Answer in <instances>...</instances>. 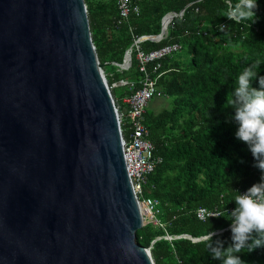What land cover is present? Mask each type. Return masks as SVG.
Returning a JSON list of instances; mask_svg holds the SVG:
<instances>
[{"label":"water","instance_id":"water-1","mask_svg":"<svg viewBox=\"0 0 264 264\" xmlns=\"http://www.w3.org/2000/svg\"><path fill=\"white\" fill-rule=\"evenodd\" d=\"M107 64L84 0H0V264H155Z\"/></svg>","mask_w":264,"mask_h":264},{"label":"trees","instance_id":"trees-1","mask_svg":"<svg viewBox=\"0 0 264 264\" xmlns=\"http://www.w3.org/2000/svg\"><path fill=\"white\" fill-rule=\"evenodd\" d=\"M84 1L98 59L109 62L104 67L109 86L120 79L134 81L132 88L129 84L110 88L116 105H123V96L140 86L135 51L128 69L116 64L123 61L133 35L158 33L166 12L184 9L164 39L140 43L145 51L174 42L181 49L160 59L154 73L168 106L146 110L144 117L154 153L162 160L147 175L142 190L144 196L159 200L157 218L163 226L147 220L136 239L150 249L155 264H221L201 237L215 231L213 239L227 247L231 221L227 215L206 221L196 212L200 207L230 212L236 206L234 190L242 193L264 175L254 167L247 145L235 137L234 110L228 105L235 78L244 67L258 64V76H264V0H257L255 22L227 19L229 0H141L139 13L120 24L117 0ZM252 86L258 87V81ZM140 211L146 214L143 208ZM236 255L245 264H264V247L251 252L245 248Z\"/></svg>","mask_w":264,"mask_h":264},{"label":"clouds","instance_id":"clouds-1","mask_svg":"<svg viewBox=\"0 0 264 264\" xmlns=\"http://www.w3.org/2000/svg\"><path fill=\"white\" fill-rule=\"evenodd\" d=\"M257 0H229L226 17L234 22H255ZM221 29L225 25L220 26ZM258 64L244 67L236 76L228 105L234 110L231 119L236 124L235 137L247 145L254 167L264 173V76H258ZM258 81V87L252 82ZM235 207L230 211L211 213L201 210V218L227 215L231 243L225 247L215 231H208L201 237L211 257L221 264H245L236 253L247 248L249 252L264 247V175L260 182L252 184L246 191H235Z\"/></svg>","mask_w":264,"mask_h":264},{"label":"built area","instance_id":"built-area-1","mask_svg":"<svg viewBox=\"0 0 264 264\" xmlns=\"http://www.w3.org/2000/svg\"><path fill=\"white\" fill-rule=\"evenodd\" d=\"M141 0H117L118 18L117 24L128 19L131 14L139 13V2ZM184 9L179 11H168L161 18L160 31L156 34L133 35V43L125 51L123 61L116 63L119 69H128L131 65L132 52L135 51L137 67L140 72V86L130 94L123 96L121 99L123 105L117 104V112L122 140V153L126 166V171L140 208L146 212L148 220L163 226L158 220L159 200L157 198L143 195L142 186L146 177L161 162L162 158L154 153V144L150 139L149 130L144 123V117L147 105L152 98L163 95L156 83V73L160 67L159 60L167 55H171L181 49L179 43L164 44L160 47L145 51L141 48L140 43L146 40L159 42L167 36L168 27L175 17H182ZM132 33V28H130ZM152 63V69L149 70L147 65ZM129 84L130 88L134 87V81L130 82L125 79L112 82L111 87ZM201 210H207L203 207L197 209V216L201 218ZM217 213L218 210L209 211ZM146 222V221H145ZM143 221V224L145 223ZM182 236H186L183 234ZM171 239L170 236H165ZM192 238V237H191ZM197 240V238H192Z\"/></svg>","mask_w":264,"mask_h":264},{"label":"rangeland","instance_id":"rangeland-1","mask_svg":"<svg viewBox=\"0 0 264 264\" xmlns=\"http://www.w3.org/2000/svg\"><path fill=\"white\" fill-rule=\"evenodd\" d=\"M168 104H169V99H166L164 97H155V98H152L150 102L148 103L147 110L156 112V111L161 110L163 107H167ZM142 216H143V221L147 222L148 220L147 215L143 214Z\"/></svg>","mask_w":264,"mask_h":264},{"label":"bare ground","instance_id":"bare-ground-1","mask_svg":"<svg viewBox=\"0 0 264 264\" xmlns=\"http://www.w3.org/2000/svg\"><path fill=\"white\" fill-rule=\"evenodd\" d=\"M141 212V211H140Z\"/></svg>","mask_w":264,"mask_h":264}]
</instances>
